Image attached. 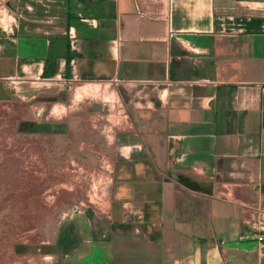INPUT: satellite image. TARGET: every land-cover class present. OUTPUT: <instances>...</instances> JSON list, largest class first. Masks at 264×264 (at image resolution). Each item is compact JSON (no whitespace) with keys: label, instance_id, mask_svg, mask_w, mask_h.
Listing matches in <instances>:
<instances>
[{"label":"crops","instance_id":"crops-1","mask_svg":"<svg viewBox=\"0 0 264 264\" xmlns=\"http://www.w3.org/2000/svg\"><path fill=\"white\" fill-rule=\"evenodd\" d=\"M12 97L106 189L59 264H257L264 0H0Z\"/></svg>","mask_w":264,"mask_h":264},{"label":"rangeland","instance_id":"rangeland-1","mask_svg":"<svg viewBox=\"0 0 264 264\" xmlns=\"http://www.w3.org/2000/svg\"><path fill=\"white\" fill-rule=\"evenodd\" d=\"M3 104L0 102V264H59L76 240L69 219L82 209L76 204L78 197L84 192L106 197V189H94L92 179L90 187L83 189L88 176L97 180L98 174L68 173L72 163L81 169L92 159L67 157L66 142H52L40 135L42 116L38 112L22 115L15 97L6 102V108ZM47 112L45 109L43 117ZM21 119L28 121L20 123ZM56 148L58 157H54ZM92 208L95 206H86L90 213Z\"/></svg>","mask_w":264,"mask_h":264},{"label":"built area","instance_id":"built-area-1","mask_svg":"<svg viewBox=\"0 0 264 264\" xmlns=\"http://www.w3.org/2000/svg\"><path fill=\"white\" fill-rule=\"evenodd\" d=\"M255 239L258 243L259 258L257 264H264V213H262L258 220V227L255 230Z\"/></svg>","mask_w":264,"mask_h":264},{"label":"trees","instance_id":"trees-1","mask_svg":"<svg viewBox=\"0 0 264 264\" xmlns=\"http://www.w3.org/2000/svg\"><path fill=\"white\" fill-rule=\"evenodd\" d=\"M68 64H69V58H68ZM73 242H74V241H73ZM73 242L70 244V246L73 244ZM70 246H69V247H70ZM69 247H68V248H69Z\"/></svg>","mask_w":264,"mask_h":264}]
</instances>
